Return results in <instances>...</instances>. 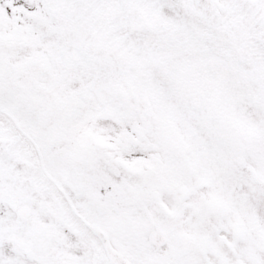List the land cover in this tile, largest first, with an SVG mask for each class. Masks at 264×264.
Returning a JSON list of instances; mask_svg holds the SVG:
<instances>
[{
    "label": "snow or ice",
    "instance_id": "1",
    "mask_svg": "<svg viewBox=\"0 0 264 264\" xmlns=\"http://www.w3.org/2000/svg\"><path fill=\"white\" fill-rule=\"evenodd\" d=\"M0 264H264V0H0Z\"/></svg>",
    "mask_w": 264,
    "mask_h": 264
}]
</instances>
